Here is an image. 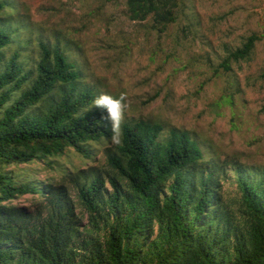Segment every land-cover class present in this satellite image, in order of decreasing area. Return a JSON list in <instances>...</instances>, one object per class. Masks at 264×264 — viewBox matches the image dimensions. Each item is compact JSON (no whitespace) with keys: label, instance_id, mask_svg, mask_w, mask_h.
I'll use <instances>...</instances> for the list:
<instances>
[{"label":"trees","instance_id":"trees-1","mask_svg":"<svg viewBox=\"0 0 264 264\" xmlns=\"http://www.w3.org/2000/svg\"><path fill=\"white\" fill-rule=\"evenodd\" d=\"M181 0H127L131 20L152 17L164 28L177 19ZM2 4L0 2V8ZM251 33L220 63L248 58ZM10 34L0 25V264H264V178L240 175V219L223 204L219 174L186 132L145 119L123 122L121 146L107 151L105 177L91 169L68 170L58 184L41 188L6 171L12 163L54 156L112 135L95 94L78 89L80 71L58 48L40 44L35 75L14 52L3 64ZM19 96L10 105L13 91ZM47 101L42 114L26 111ZM91 109V110H89ZM221 170V172H220ZM71 191L88 212L80 228ZM42 195L33 209L9 203L18 195ZM99 220H101L99 222ZM156 234L146 241L149 234ZM104 231L103 237L99 232ZM143 238L144 241L141 239Z\"/></svg>","mask_w":264,"mask_h":264},{"label":"rangeland","instance_id":"rangeland-1","mask_svg":"<svg viewBox=\"0 0 264 264\" xmlns=\"http://www.w3.org/2000/svg\"><path fill=\"white\" fill-rule=\"evenodd\" d=\"M126 1L0 0V25L10 34L2 63L17 52L18 62L34 76L40 44L58 48L80 71L78 89L86 86L95 97L126 94L123 122H159L163 135L175 129L197 141L207 162L203 167L223 166L222 202L240 219L237 178H264V0H181L176 21L164 28L151 16L129 19ZM251 33L261 35L251 54L224 71L220 63L227 49L241 46ZM19 94L13 91L6 106ZM46 108L45 99L26 112L42 114ZM110 137L85 143L88 157L67 147L4 169L38 188L58 184L68 170L91 169L106 181ZM106 187L110 190L107 181ZM71 196L81 230L89 228L88 212L74 191ZM42 199L26 194L9 203L33 209ZM155 234L156 226L146 241Z\"/></svg>","mask_w":264,"mask_h":264},{"label":"clouds","instance_id":"clouds-1","mask_svg":"<svg viewBox=\"0 0 264 264\" xmlns=\"http://www.w3.org/2000/svg\"><path fill=\"white\" fill-rule=\"evenodd\" d=\"M126 100L127 96L122 92L119 97H113L112 95L102 93L92 101V107L106 112V115L102 118L110 123L112 132L110 142L114 146H121L123 144L121 125L125 118V109L127 107Z\"/></svg>","mask_w":264,"mask_h":264}]
</instances>
